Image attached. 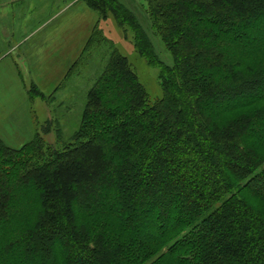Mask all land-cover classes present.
<instances>
[{
  "label": "trees",
  "instance_id": "1",
  "mask_svg": "<svg viewBox=\"0 0 264 264\" xmlns=\"http://www.w3.org/2000/svg\"><path fill=\"white\" fill-rule=\"evenodd\" d=\"M82 1L99 20L56 91L111 15L163 97L111 44L72 142L0 138V264H264V0H145L172 64L121 0Z\"/></svg>",
  "mask_w": 264,
  "mask_h": 264
},
{
  "label": "rangeland",
  "instance_id": "2",
  "mask_svg": "<svg viewBox=\"0 0 264 264\" xmlns=\"http://www.w3.org/2000/svg\"><path fill=\"white\" fill-rule=\"evenodd\" d=\"M71 1L73 0H18L13 6L11 0H0V11L4 10L3 14L0 13V24H5L11 30L9 23H12V28L15 27L19 31L20 37L16 35L13 38L14 43L18 38L22 40L23 34L28 35L34 30L30 41V44L35 46V62L31 66L33 71L31 72V67L26 66L19 59L24 48L17 49L12 56L0 64V138L12 148H21L37 133L43 132L44 128L48 129L44 138L56 147L73 141L82 119L87 93L106 65L111 44L128 59L145 86L150 102L154 103L163 97L158 78L159 71L151 68L140 57L134 49L132 33L119 28L111 15L107 20L100 22L104 36L111 43L88 51L83 64L77 68L68 82L56 91L70 67L82 54L90 38L91 29L99 20L97 13L89 9L84 2H80L67 12L59 13L53 18L49 27L41 31L47 24H44L47 18L55 16ZM121 1L143 24L160 57L168 64H172L171 55L150 28L145 0ZM47 2L51 3V7H47ZM29 5H32L31 9L28 8ZM6 35L8 36L7 31L3 38L5 43L0 47V60L10 50L9 48H13L12 45L9 46L12 39L6 38ZM13 61H20L26 67L18 63L21 70L20 77ZM47 74L58 78L50 81L49 87H47V78L42 79ZM36 82L40 84L48 99L29 98L30 85ZM37 87L39 88L38 85ZM51 94L53 97L50 99Z\"/></svg>",
  "mask_w": 264,
  "mask_h": 264
},
{
  "label": "crops",
  "instance_id": "3",
  "mask_svg": "<svg viewBox=\"0 0 264 264\" xmlns=\"http://www.w3.org/2000/svg\"><path fill=\"white\" fill-rule=\"evenodd\" d=\"M11 1H13V6H14L17 3L16 1H18V0H11ZM47 1H50V0H47ZM80 2H83V1L82 0H73L70 3L65 4L64 8L61 9L60 12H58L55 16H50L49 18H47V21L44 22V24L45 23H47V24L42 27L41 31H43L44 29L48 28L49 27V24H51L53 22V20H54L53 18L56 17V16H58L59 13H61V12H64L65 13V12H67L71 8L77 6V4L80 3ZM10 5L12 6V4H10ZM47 7L48 8L51 7V3L50 2H47ZM28 8L31 9L32 8V5H29ZM2 12H4V10L3 11H0L1 14H3ZM11 21H12V19H11ZM9 24H11L9 26L11 28V30H9L8 26H5V24H0V47H2V45L5 43L4 40H3V38L5 36V32L7 31L8 32V36L6 35V38H11L12 39L11 44H9V46L12 45L11 47H13V48H9L7 46L10 50H8L6 52V55L0 60V64L6 58H9L10 56H12L17 51V49L24 48L23 53L21 55H19V59H21L20 61H23V63L26 66L29 65L31 67L32 65H34V62H35V58H34L35 46H34V44H30V41L33 38L31 36V34L34 33V30H31V32L28 35H26V33L23 34L22 37H24V38L22 40L20 38H18L19 40L16 39L17 42L14 43L13 42V38L16 35H18V37H20L19 31L15 27L12 28V26H13L12 23H9ZM69 26H70V24H69ZM89 28H90V25H89ZM92 30L93 29H91V33H92ZM9 41H10V39H9ZM9 41H8V43H9ZM20 61H17V62H14L13 61L14 62V65H16V67H17L16 70L18 71L19 77L21 76V70H20V67L18 66V63L22 64ZM13 62H12V64H13ZM23 67L26 68L24 65H23ZM30 70H31V72L33 71L32 67L30 68ZM44 78H47V87L50 86V81H54V80L58 79L56 77H52L51 74H47V76H43L42 77V79H44ZM35 84H37L39 86V88L42 90V88H41V86H40V84L38 82H36ZM42 92L45 93L44 90H42Z\"/></svg>",
  "mask_w": 264,
  "mask_h": 264
}]
</instances>
